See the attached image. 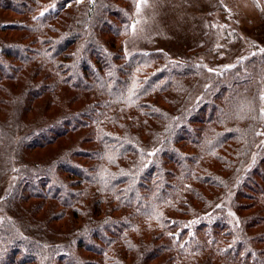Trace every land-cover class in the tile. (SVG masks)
<instances>
[{"label":"trees","instance_id":"1","mask_svg":"<svg viewBox=\"0 0 264 264\" xmlns=\"http://www.w3.org/2000/svg\"><path fill=\"white\" fill-rule=\"evenodd\" d=\"M137 2L0 0L3 111L80 103L19 141L77 149L24 173L0 165L20 172L0 200V264H264V49L216 65L206 41L185 60L125 56ZM23 127L0 122V138ZM247 197L260 212L240 216ZM57 219L71 228L54 237Z\"/></svg>","mask_w":264,"mask_h":264},{"label":"rangeland","instance_id":"2","mask_svg":"<svg viewBox=\"0 0 264 264\" xmlns=\"http://www.w3.org/2000/svg\"><path fill=\"white\" fill-rule=\"evenodd\" d=\"M132 15L130 33L123 41H120L123 53L128 57L138 53L162 52L172 60H185L191 54L193 56L194 53H200L203 42L206 41L210 43V47L215 49L216 55L219 54L215 57L209 53L206 60H211V64L216 65L230 64L236 59L251 55L258 49H264V0H138ZM8 16L0 11V22ZM229 33L232 34L231 39L228 38ZM106 37L108 38L104 36ZM118 45L115 42L112 46L118 50ZM42 99L33 100L34 102H31L25 111L24 104L19 108L15 107L14 110H10V107L7 111H3L0 106V122H10L12 119L24 126L21 129L22 133L18 132L20 136L12 140L13 143H10L7 138H0V165H3V170L7 166L8 157L12 161L13 169L17 171L23 169L22 173H24L26 167L30 165L48 164L63 155L61 154L63 151L69 150L70 152L71 149H77L72 148L77 144L74 142L75 138L67 139L66 136H59L45 146H39L40 144L36 143L39 142L38 140L33 143L38 144L39 147L22 149V143L19 144V141L21 137H26L32 127L37 124H40L39 126L50 125L59 119V115L76 110L80 104L74 101L66 103L63 101L65 98L58 100L56 104L51 102L53 98H49V103ZM4 127L11 130L9 125H4ZM14 130L13 127L11 132L15 135L17 131ZM75 153H70L72 154L71 160L83 161ZM3 170L0 172V200L20 176V172L10 171L13 178L9 179ZM34 182L38 184L40 181ZM247 198H238L240 205L237 213L240 216L245 217L260 212L253 197ZM224 203L228 204V202ZM31 205L39 206V210L34 215L35 218H41L40 216L47 208V203L28 199L23 204V206ZM200 207L205 208L204 205ZM209 225H214V222H209ZM50 227L56 231L52 234L54 237L71 228L65 219L51 221ZM261 228L264 230V225ZM261 228H251L248 232L252 233L254 230L258 232ZM99 247L98 241L97 250ZM159 259L147 261L145 264H158ZM98 260L100 257L97 253Z\"/></svg>","mask_w":264,"mask_h":264}]
</instances>
